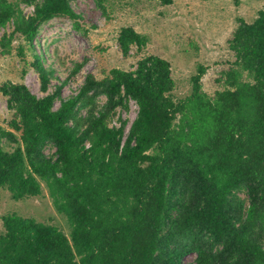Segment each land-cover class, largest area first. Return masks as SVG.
<instances>
[{"label":"trees","instance_id":"trees-1","mask_svg":"<svg viewBox=\"0 0 264 264\" xmlns=\"http://www.w3.org/2000/svg\"><path fill=\"white\" fill-rule=\"evenodd\" d=\"M73 1L0 0V30L13 26L0 36L1 53L19 41L26 61L44 23L78 26ZM110 1L122 0H95L104 13ZM117 42L128 57L148 38L123 26ZM228 43L235 60L214 95L202 89L201 65L190 94L175 98L171 62L155 54L131 70L88 74L66 99L62 86L48 92L54 70L38 54L30 66L44 96L1 83L11 116L0 125V188L20 200L45 187L70 234L6 214L0 264H186L192 254L190 264H264V9L252 22L240 18ZM131 101L138 112L127 131L114 118Z\"/></svg>","mask_w":264,"mask_h":264},{"label":"rangeland","instance_id":"rangeland-1","mask_svg":"<svg viewBox=\"0 0 264 264\" xmlns=\"http://www.w3.org/2000/svg\"><path fill=\"white\" fill-rule=\"evenodd\" d=\"M72 6L82 15L78 26L69 18H54L44 23L33 49L25 48L26 61L16 53L19 41L13 42L12 54L0 51V84L20 81L37 96H44L39 74L30 66L34 55L38 54L44 65L54 70L48 92L62 86V98L66 99L79 91L88 74L102 78L115 67L131 70L140 58L155 54L171 62L175 98L190 94L191 78L201 65L206 69L201 79L202 89L214 95L226 87V73L235 60L228 42L239 19L252 22L264 9V0H175L167 6L157 0H122L108 2L106 13L95 0H74ZM22 8L26 14L33 10L27 5ZM123 26H133L148 38L141 51L133 47L128 57L123 55L117 42ZM12 29L11 24L7 25L0 30V36ZM79 63H83L82 67L74 72ZM59 105L57 100L55 107ZM137 112L136 102H129L128 108L117 109L115 124L119 125L121 118L128 131ZM10 116L7 98L0 92V125L6 126ZM55 150L51 144L46 147L49 155ZM241 195L246 197L244 192ZM11 213L56 225L70 234L65 217L57 211L45 187L41 195L20 200L0 188V234L2 217ZM195 256L189 255L185 263H194Z\"/></svg>","mask_w":264,"mask_h":264}]
</instances>
